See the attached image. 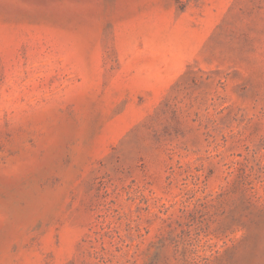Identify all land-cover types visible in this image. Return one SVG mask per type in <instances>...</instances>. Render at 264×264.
Returning a JSON list of instances; mask_svg holds the SVG:
<instances>
[{"label": "rangeland", "instance_id": "obj_1", "mask_svg": "<svg viewBox=\"0 0 264 264\" xmlns=\"http://www.w3.org/2000/svg\"><path fill=\"white\" fill-rule=\"evenodd\" d=\"M0 264H264V0H0Z\"/></svg>", "mask_w": 264, "mask_h": 264}]
</instances>
